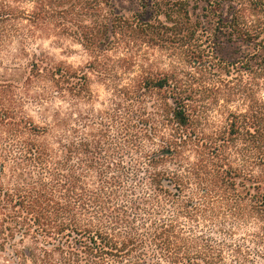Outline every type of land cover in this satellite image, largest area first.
I'll return each mask as SVG.
<instances>
[{"label": "trees", "instance_id": "1", "mask_svg": "<svg viewBox=\"0 0 264 264\" xmlns=\"http://www.w3.org/2000/svg\"><path fill=\"white\" fill-rule=\"evenodd\" d=\"M38 33L76 41L104 75L108 52H131L118 60L130 69L134 48L148 47L198 72L258 69L264 79V0H0V47ZM31 66L65 101L89 94L83 71ZM200 85L177 66L140 74L118 91L117 146L106 126L87 135L60 116L41 127L2 109L0 251L14 264H251L231 229L264 218V100L232 88L247 110L209 134ZM149 94L161 100L148 113ZM254 238L262 245V225Z\"/></svg>", "mask_w": 264, "mask_h": 264}, {"label": "rangeland", "instance_id": "2", "mask_svg": "<svg viewBox=\"0 0 264 264\" xmlns=\"http://www.w3.org/2000/svg\"><path fill=\"white\" fill-rule=\"evenodd\" d=\"M22 6L31 9L29 4ZM256 37L262 39L264 35L261 33ZM201 40L205 41L206 38L202 37ZM27 42L29 43L25 45L20 44L17 39H12L0 47V111L7 110L11 117L17 120H29L41 127H55L56 118L60 116L68 119L72 130L87 135L96 133L97 130L102 129V126H106L110 131L111 146L118 144L117 136L120 128L118 117L121 115L119 105L123 103L118 91L146 72L166 73L173 71L177 66L182 71L195 73L203 90L199 101L201 107L204 106V111L208 112L209 124L206 130L209 134L226 127L229 113H244L247 110L248 103H242L243 98L238 94L231 95L232 88L248 87L253 90L254 95H252L256 100H264V79H262V71L258 69L254 73H247L234 67L217 68L214 72L204 70L198 72L196 69H191L190 65L184 64L172 51L138 47L134 48L135 63L130 69L121 67L118 60L129 58L131 52L127 53L125 50L108 52L107 63L112 67L111 75H104L103 68L96 71L88 69L93 61L92 54L68 37L38 33L35 38H30ZM200 45L203 46V43ZM205 47L204 45L202 49ZM36 58L43 60L49 66H64L76 72H85L89 80V94L85 99L71 97L66 101L58 97L54 94L55 89L51 83L33 70L31 65ZM228 84L230 87L227 86ZM158 99L161 100L160 97L152 94L145 96L146 112L152 111L151 106ZM242 146L244 145L239 142L238 149L243 148ZM230 153L229 161L234 162L237 159L238 165L242 166V158L235 155V151ZM117 157L118 155L113 153L111 161L114 162ZM191 161L194 162L193 157ZM261 225L262 245L258 246L254 235L260 233ZM231 230L235 233L231 241L242 244L244 251L250 254L248 258L252 260L251 264H264V218L261 223L247 217ZM31 246L30 240H26L23 245H18V248ZM8 254L0 251V264H14V259ZM228 256L226 264H232L230 260L233 257Z\"/></svg>", "mask_w": 264, "mask_h": 264}]
</instances>
